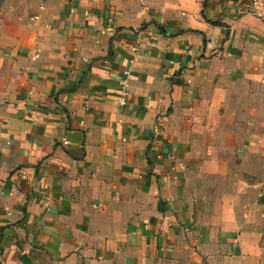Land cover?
Masks as SVG:
<instances>
[{"label":"crops","instance_id":"1","mask_svg":"<svg viewBox=\"0 0 264 264\" xmlns=\"http://www.w3.org/2000/svg\"><path fill=\"white\" fill-rule=\"evenodd\" d=\"M250 1H4L0 264H264Z\"/></svg>","mask_w":264,"mask_h":264},{"label":"built area","instance_id":"2","mask_svg":"<svg viewBox=\"0 0 264 264\" xmlns=\"http://www.w3.org/2000/svg\"><path fill=\"white\" fill-rule=\"evenodd\" d=\"M249 4H250V6L252 5L253 8H255V7H257V6L259 5V2H258V0H251ZM87 13H88V12H87ZM134 49H135V48H134ZM124 73H125L126 76H129V75H130V71H129V70H125ZM122 85L124 86V92H123L122 94H123V96L125 97V96H127V90H126V86H127V78L124 79V80L122 81ZM125 101H126L125 98L122 99V100H121V104H124Z\"/></svg>","mask_w":264,"mask_h":264},{"label":"trees","instance_id":"3","mask_svg":"<svg viewBox=\"0 0 264 264\" xmlns=\"http://www.w3.org/2000/svg\"><path fill=\"white\" fill-rule=\"evenodd\" d=\"M4 1H5V0H0V9H1V7H2ZM214 23H217V24H220V25L222 24V22H214Z\"/></svg>","mask_w":264,"mask_h":264}]
</instances>
